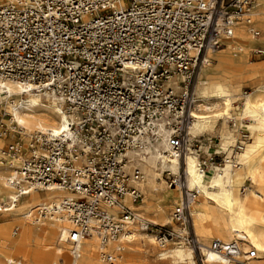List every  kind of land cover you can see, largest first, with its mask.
I'll return each instance as SVG.
<instances>
[{
    "label": "built area",
    "instance_id": "2783aa9c",
    "mask_svg": "<svg viewBox=\"0 0 264 264\" xmlns=\"http://www.w3.org/2000/svg\"><path fill=\"white\" fill-rule=\"evenodd\" d=\"M255 1L16 0L0 5V78L55 93L72 119L67 135H34L14 183L19 189L74 195L63 202L74 249L92 235L104 243L118 239L135 224L161 246L171 242L200 250L190 229L197 195L181 173L166 171L170 186L181 193L171 217L178 232L141 218L125 204L127 196L133 203L144 197L136 185L144 174L131 154L165 143L182 158L190 142L201 141V135L188 133L190 81L203 51L222 48L239 22H250ZM179 73L186 77L185 90L177 94L166 81ZM22 151L17 143L3 152ZM244 241L241 236L215 239L209 249L234 264H251L258 250L244 251Z\"/></svg>",
    "mask_w": 264,
    "mask_h": 264
},
{
    "label": "bare ground",
    "instance_id": "6f19581e",
    "mask_svg": "<svg viewBox=\"0 0 264 264\" xmlns=\"http://www.w3.org/2000/svg\"><path fill=\"white\" fill-rule=\"evenodd\" d=\"M15 2L0 0V5ZM249 18L250 22L235 26L234 36L224 39L222 48L206 51L191 90L189 136L214 131L221 122L217 153L226 154L224 166L202 168L190 145L182 158L165 143L131 154L144 174L136 185L145 196L140 203L127 196L125 204L141 218L156 225H174L177 232L179 226L173 223L169 210L181 194L163 175L165 171L178 175L182 170L189 190L200 198L191 203L190 216L205 264H234L209 246L215 239L231 241L237 236L245 239L244 251L252 247L258 250L251 264H264V60H250L254 50L264 53V0L255 1ZM185 79L183 74H174L166 87L180 94L185 90ZM247 84L251 91L243 93ZM241 100L243 106L238 112L236 104ZM3 110L9 116L5 125L14 136H20L27 149L33 147L35 134L67 135L72 124L63 100L55 93L0 78V112ZM232 121L251 133L247 140L238 137V130H229ZM2 143L0 138V214L5 218L0 221V264H149L143 257L151 252L161 262L198 264L193 247L171 242L161 246L154 235L135 224L118 239L104 243L92 235L74 249L68 241L73 225L63 207L65 199L74 195L62 189L16 187L25 156L6 155ZM239 143L240 150H231ZM139 254L143 257L138 258Z\"/></svg>",
    "mask_w": 264,
    "mask_h": 264
},
{
    "label": "rangeland",
    "instance_id": "374dc122",
    "mask_svg": "<svg viewBox=\"0 0 264 264\" xmlns=\"http://www.w3.org/2000/svg\"><path fill=\"white\" fill-rule=\"evenodd\" d=\"M258 30H260L261 32H263L260 28H258ZM208 50V49H207ZM203 51L202 54H201V57H200V61L196 67V70H195V73L190 81V86H189V89H190V93H192V91L194 90V87L197 83V78H198V74L200 72V68H201V65H202V60L204 58V55L206 54V51ZM256 51V50H254ZM251 52V55H250V60L252 62H261L264 60V55H261L259 54L258 52ZM192 90V91H191ZM251 91V86L249 84L245 85L242 89V92L243 93H247V92H250ZM241 102V103H240ZM239 103H237L236 105L239 106V108L237 109L238 112H240L242 109V106H243V102L242 100L240 101ZM6 112V110H3V112H0V138L3 140V145H1V148L3 151H8L10 150V148L13 146V145H16L17 143H20L22 145V154L25 156V157H28V155H30V152H31V149H27L26 145L24 144V142L20 139V136L16 135L14 136L11 132V130L7 127V125H5V123H7V119L9 118L8 115H5L4 113ZM5 120V121H4ZM239 123V122H238ZM244 124H247V122H244ZM221 127V122H218L216 128L214 131H206V133L204 132L203 134H200L202 137L199 138L201 141H198V142H195V141H192L190 142L188 145H190L194 150H195V153L198 155V157L200 158L201 162H203L204 159H207V157L209 155H214L217 153V151H219V147L217 145V142L219 140V136H218V132H219V128ZM229 130L233 131V132H236V130H238L237 134H238V137L241 139L243 135H251V133L247 130L246 127H239L235 121H232L229 123ZM199 137V135L197 136ZM243 139H248V137H243ZM34 143V142H33ZM241 144V143H239ZM234 150L236 152V150H240V149H236V146L234 147H231V150ZM27 152V153H26ZM8 153V152H7ZM11 153H8L6 155H9ZM216 158H214V161H208L206 162V167H204L205 169H207L208 167H212L213 165H216V166H224V163H225V157H226V154L224 152H220V153H217L216 154ZM212 163H214L212 165ZM181 175H182V170H181ZM164 179L167 181V183L170 185V180L168 179L169 176L166 175V171L164 172V175H163ZM161 180L158 179V182H160ZM175 187V186H173ZM177 188V187H175ZM177 192L180 193V190L177 188ZM144 194V193H143ZM181 194V193H180ZM145 196V194H144ZM198 199H200L198 197ZM197 199V200H198ZM180 201V197H178L176 200H175V203H173V205L171 206L170 210H169V216L172 217V213L175 209V207L178 205ZM138 211V210H136ZM139 213V211H138ZM4 215L3 214H0V221L4 220L5 218H3ZM167 228H170L172 229L173 231H176L174 228V225L173 227L171 225H165ZM175 226H178L175 224ZM190 229H191V232L192 234L194 233L193 232V228H192V221L190 220ZM146 234H152V233H149V232H146ZM154 235V234H152ZM187 245V244H186ZM143 249H147L148 250V246L146 247H142ZM197 253H196V262L198 264H202L201 262V258L202 256L200 255V250H196ZM145 256L143 257V255L139 254V255H136L138 256V258H145V260L149 263V264H184V263H174L172 261H169V260H162L161 262V259H159L154 253H147V254H144ZM149 259H148V258ZM157 258V259H156ZM156 260V261H154ZM157 262V263H156Z\"/></svg>",
    "mask_w": 264,
    "mask_h": 264
}]
</instances>
